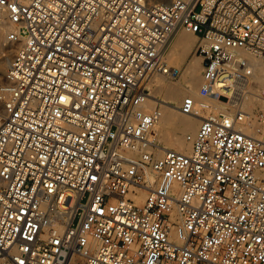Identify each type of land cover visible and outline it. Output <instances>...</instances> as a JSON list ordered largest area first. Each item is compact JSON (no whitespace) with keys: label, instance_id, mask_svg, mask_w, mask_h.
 <instances>
[{"label":"built area","instance_id":"1","mask_svg":"<svg viewBox=\"0 0 264 264\" xmlns=\"http://www.w3.org/2000/svg\"><path fill=\"white\" fill-rule=\"evenodd\" d=\"M8 23L0 264H264V134L221 114L156 156L144 109L178 75L180 30L199 38L200 95L231 90L250 72L238 49L264 56V0H0Z\"/></svg>","mask_w":264,"mask_h":264},{"label":"bare ground","instance_id":"2","mask_svg":"<svg viewBox=\"0 0 264 264\" xmlns=\"http://www.w3.org/2000/svg\"><path fill=\"white\" fill-rule=\"evenodd\" d=\"M171 1L172 0H155L154 2L163 5V4H168ZM5 28L6 29L10 28L11 29L10 31L14 30V26L9 23L0 25V45L2 44V32L4 31L3 29ZM184 31L189 32L187 30ZM194 36L198 38L197 35ZM198 44H199V38H198ZM191 49H192V43L188 34H176L174 36L173 43L171 44L170 42V45L166 49L167 50L166 61H168L169 59H171V61H182L188 56ZM238 54L241 55L246 60V62H248L247 65H248V69L250 70V72H245L247 73V75L243 74V76L240 78L248 79L250 77L252 78L254 77L256 78V81L262 82V85H264V56L250 53L249 51L244 49H238ZM200 66L203 69V59H202V64ZM196 67H198V63L192 60L187 64V67L185 69V76H184L185 81L184 84L180 87L167 82L168 79L171 80L175 79L179 75V70L173 67L170 68L178 71V75L175 78L167 75H157L151 80L149 84V92L151 89V93H149V98L144 104V109H146L148 112L156 111L159 114V116L158 119L153 124L152 131L149 135L148 141L153 145L154 149H158L159 152L158 154L161 155L165 150H177L180 152L188 153L191 150L192 144L187 137L189 135H191V137L196 135L197 133L196 128L199 129L198 124L201 125L202 121H204L205 119L218 117L221 114H224V116H226L227 118L232 117L238 112L245 114V118L242 121L238 122L237 129L246 133L247 135L261 137L264 134V128L260 127L261 124L264 123V115H263L264 112L254 122V120H252L253 118L252 113L254 112L253 111L251 112L249 110L264 108V95L259 94L258 92L255 93L253 92L252 94L246 93L248 92V90H245L249 86L248 83L246 85H243L244 88L242 95L239 90H238L239 94L238 92L237 94H234L232 92L233 91V87H232L231 90L227 91V93L224 95L234 94L237 98H239L241 104L235 112L227 111L228 105L226 103L223 104L224 107L219 106L218 104L219 102L214 97L216 93H214L213 90H210L207 97H203L199 93V95L203 98L202 102H198L194 94H190V93L188 96H185L183 98L184 93H186L188 90H192L196 88L198 83H200L198 72L196 71ZM5 81H6V74H5ZM235 81H233V83H235ZM202 85H203V78L201 77V86ZM187 97H193L195 100V107L193 113L191 114H185L181 110V105L184 99ZM4 102L5 100L4 101L0 100V123L3 113ZM220 104L222 105L221 101ZM155 105H160L161 109L157 107L153 108ZM217 106L222 108L221 113L208 114V112H211L215 109H219V107L217 108ZM246 107L248 108L247 111L243 109ZM159 122H161V125L156 127V124ZM186 133H188V135L184 136V134ZM155 139L161 141L164 144V146L161 147L159 144L155 143L156 141ZM155 146L157 148H155ZM160 155H156V156H160ZM149 180L152 183H154V179L152 176H149ZM147 195L148 192L146 191V189L140 190V194L137 199L139 205L143 204Z\"/></svg>","mask_w":264,"mask_h":264},{"label":"rangeland","instance_id":"3","mask_svg":"<svg viewBox=\"0 0 264 264\" xmlns=\"http://www.w3.org/2000/svg\"><path fill=\"white\" fill-rule=\"evenodd\" d=\"M150 2L152 3H156L154 2L155 0H149ZM4 31L2 32V44L0 45V70H1V73H0V100L1 101H4L7 97V83L5 81V74L9 68V65L15 55V51H16V47L13 43H11L8 38H7V34L8 32L11 30L10 28H5L3 29ZM176 34H188V36L190 37L191 39V43H192V49L190 51V53L188 54V56L183 59L182 61H171V59H169L167 61V64L169 67H173V68H176L179 70V75L178 77H176L175 79H168L167 82L175 85V86H182L184 84V76H185V69L187 67V64L192 60L196 63H198V67H196V71L198 72V76H199V80H200V83H198L197 87L192 89V90H188L186 93H184V96H188L189 93L190 94H194V96L196 97V99L198 100V102H202L203 101V98L199 95V90H200V87H201V75H202V67L200 66L202 64V58L196 54V47H197V44H198V38L196 36H194L193 34L189 33V32H186L184 30H180L178 31L177 33H175L173 35V37L171 38V44L173 43L174 41V36ZM170 48V47H169ZM168 57V55H167ZM245 83V84H244ZM248 83V87L247 89L245 90H248V92L246 93H250L252 94L253 92H258L259 94H263L264 95V85H262V82H258L256 81V78H248V79H244V78H239V79H236L234 85H232L233 87V93L234 94H237L238 90L240 91L241 95L243 94V88L244 86L243 85H246ZM246 88V87H245ZM242 91V92H241ZM150 93H151V89H150ZM224 95V94H215L214 97L216 98V100L219 102V106H223L224 107V103H226L228 106H227V111L229 112H235L238 107L240 106L241 102L239 101V98H237L235 95ZM239 94V92H238ZM247 95V94H246ZM183 100V99H182ZM220 101L222 103V105L220 104ZM217 106V108L219 107ZM160 108V105H155L153 108ZM161 109V108H160ZM245 111L248 110V108H243ZM249 111H253L254 113H252V120H254V122L256 121V119L264 112V108H259V109H253V110H249ZM222 112V108L219 107V109H215L211 112H208V114H211V113H214V114H217V113H221ZM161 125V122L157 123L156 124V127L157 126H160ZM200 124H198V127H199ZM155 127V128H156ZM261 128H264V123L261 124L260 126ZM198 128H196V132H197ZM187 136L188 133L184 134V136ZM155 143L159 144L161 147L164 146V144L159 141L158 139H155ZM155 148H157L155 146ZM156 155H160L158 154V149H154L152 150Z\"/></svg>","mask_w":264,"mask_h":264}]
</instances>
